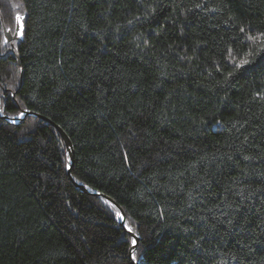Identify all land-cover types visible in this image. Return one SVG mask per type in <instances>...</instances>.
<instances>
[{
	"label": "trees",
	"instance_id": "obj_1",
	"mask_svg": "<svg viewBox=\"0 0 264 264\" xmlns=\"http://www.w3.org/2000/svg\"><path fill=\"white\" fill-rule=\"evenodd\" d=\"M262 34L264 0H0V264H134L74 180L146 264H264Z\"/></svg>",
	"mask_w": 264,
	"mask_h": 264
},
{
	"label": "water",
	"instance_id": "obj_2",
	"mask_svg": "<svg viewBox=\"0 0 264 264\" xmlns=\"http://www.w3.org/2000/svg\"><path fill=\"white\" fill-rule=\"evenodd\" d=\"M5 29V27H4ZM6 35L8 37L9 40H12L13 38H16V35H11V33L9 31H6ZM27 110V111H25ZM22 112V111H21ZM23 112H25V115L23 118L20 117V113L18 115H15V116H8V115H5V117H7L10 121L12 122H20L22 121L28 114H35V115H38V116H42L41 114L37 113V112H34L32 110H29V109H24ZM49 120V119H48ZM52 122V121H51ZM56 127L57 129L60 131V133L62 134L63 138L65 139V142H66V145H67V149H68V152H69V155H70V165L68 167V173L71 174V167L74 163V157H75V153H74V150H73V144L71 142V139L70 137L68 136V134L66 133V131L60 126L58 125L57 123L55 122H52ZM72 177V176H71ZM73 178V177H72ZM75 183L84 191L86 192H90V193H93V194H98V195H101L103 197H105L110 203H112L114 206H116L118 208V211L121 215L124 216V220H120L122 226L124 227V225L126 224V212L125 210L123 209V207L115 200L113 199L111 196L101 192V191H97V190H93L92 188H90L88 185L84 184V183H80L76 180H74ZM124 229L128 232L127 228L124 227ZM132 237L134 234H136L135 231H133L132 233L128 232ZM138 242H139V235H138ZM138 245V243H137ZM131 252V251H130ZM134 264H137V262H134L132 261Z\"/></svg>",
	"mask_w": 264,
	"mask_h": 264
},
{
	"label": "snow or ice",
	"instance_id": "obj_3",
	"mask_svg": "<svg viewBox=\"0 0 264 264\" xmlns=\"http://www.w3.org/2000/svg\"><path fill=\"white\" fill-rule=\"evenodd\" d=\"M16 20L17 21H22L23 20V17L20 16V15H17L16 16ZM241 31H243V29H241ZM20 35H23V32H20L19 33ZM264 35V34H262ZM249 39H255V37H249ZM5 43H7L8 41L5 40L4 41ZM262 43H264V41H262ZM249 61L248 60H244L243 61V64H248ZM243 64H240V65H237V67H242ZM2 109H0V114H2ZM27 111V110H25ZM25 115V112H20V117L23 118ZM217 123H219V121H217ZM117 216L119 217L120 220H124V216L121 215L119 212L117 213ZM229 224H231V220L228 221ZM124 227L127 228L128 232L132 233L134 230L129 227L127 224L124 225ZM138 233L134 234L133 237L131 238L130 240V246H131V252H130V259L131 261H134V262H137V264H146V261L143 259V253H141L140 257L138 258V251H140L138 248H137V243H138ZM198 243V242H197Z\"/></svg>",
	"mask_w": 264,
	"mask_h": 264
},
{
	"label": "rangeland",
	"instance_id": "obj_4",
	"mask_svg": "<svg viewBox=\"0 0 264 264\" xmlns=\"http://www.w3.org/2000/svg\"><path fill=\"white\" fill-rule=\"evenodd\" d=\"M20 15V14H19ZM22 16V15H20ZM22 24H23V20L22 21H17L16 20V26L14 28H10V27H5L4 31H5V36L6 38L8 39L7 35H6V31H9L11 33V35H16V38L18 36H20V32H22ZM16 38H13L12 40H9L10 41V45L9 47L12 48L14 46V40Z\"/></svg>",
	"mask_w": 264,
	"mask_h": 264
}]
</instances>
